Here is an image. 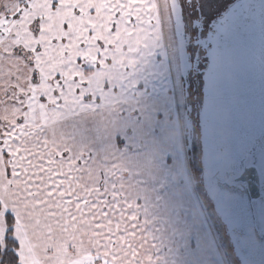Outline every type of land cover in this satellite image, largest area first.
<instances>
[{"label":"snow or ice","instance_id":"6c2138e0","mask_svg":"<svg viewBox=\"0 0 264 264\" xmlns=\"http://www.w3.org/2000/svg\"><path fill=\"white\" fill-rule=\"evenodd\" d=\"M0 264H264V0H0Z\"/></svg>","mask_w":264,"mask_h":264},{"label":"rangeland","instance_id":"374dc122","mask_svg":"<svg viewBox=\"0 0 264 264\" xmlns=\"http://www.w3.org/2000/svg\"><path fill=\"white\" fill-rule=\"evenodd\" d=\"M169 54L171 55V49L169 50ZM170 119H174V118L170 117ZM180 125L181 126L179 128L174 129V134H175L174 137H175L177 143H183L182 137L184 136V132H185V130L183 128V121L182 120L180 121ZM168 147H169L168 144H159V145H157V148H158V150L160 152H163ZM189 175H190V181H191L192 186L194 188H196L197 185L199 184V175L195 171L190 172ZM176 178L180 179L179 174H176ZM184 189H185L184 183H183V181H181L180 184L178 185L176 191L180 192V193H183ZM197 191H199L198 188H197ZM195 222H198V221L195 220V219L194 220H190L189 221V227L191 226L192 223H195ZM187 231H188V229H185V236H187Z\"/></svg>","mask_w":264,"mask_h":264},{"label":"crops","instance_id":"0c3cea01","mask_svg":"<svg viewBox=\"0 0 264 264\" xmlns=\"http://www.w3.org/2000/svg\"><path fill=\"white\" fill-rule=\"evenodd\" d=\"M173 134H174V130H173ZM174 136H175V134H174Z\"/></svg>","mask_w":264,"mask_h":264}]
</instances>
